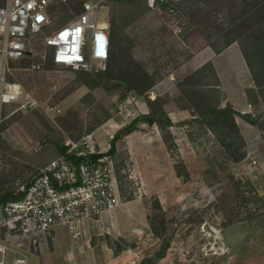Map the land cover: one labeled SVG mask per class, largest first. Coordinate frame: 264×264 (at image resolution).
Listing matches in <instances>:
<instances>
[{"label":"rangeland","instance_id":"rangeland-1","mask_svg":"<svg viewBox=\"0 0 264 264\" xmlns=\"http://www.w3.org/2000/svg\"><path fill=\"white\" fill-rule=\"evenodd\" d=\"M75 5L59 4L53 27L31 40L27 56L0 65V77L37 101L27 109L17 102L0 105V186L13 189L30 180L63 146L89 133L107 150L108 133L140 114L165 112L175 119L173 156L156 141L157 125L144 122L137 131L148 132V146L131 149L123 138L111 156L117 208H148L150 214L156 199L167 208V232L156 245L147 227L146 262L159 259L156 253L169 240L168 252L180 264H228L220 241L238 226L255 240L242 244V264H264V0H178L173 11L151 9L146 0H108L101 22L114 43L98 70L54 65L45 45L46 35L75 17ZM232 43L249 55L253 72L237 47L214 59L220 77L215 67L195 68L207 55L193 57L203 47ZM225 91L246 100L245 112L261 115L259 127L236 117L244 141L229 149L218 141L221 135L189 122L206 102L231 104ZM51 105L61 111L50 112ZM180 162L188 178L172 173Z\"/></svg>","mask_w":264,"mask_h":264},{"label":"built area","instance_id":"built-area-1","mask_svg":"<svg viewBox=\"0 0 264 264\" xmlns=\"http://www.w3.org/2000/svg\"><path fill=\"white\" fill-rule=\"evenodd\" d=\"M70 0H4L0 3V65L29 53L32 39L54 25L53 12ZM75 17L45 36L46 47L56 65L76 70L105 68L110 57L111 37L101 22L108 0H75ZM178 0H146L151 9L173 11ZM40 68L41 64H33ZM18 103L19 109L35 107L19 83L0 77V105ZM49 111L59 113L56 105ZM116 132L108 133L110 140ZM47 164L38 167L30 180L13 188L22 194L0 206V264H29V255L40 239L55 227L64 226L74 239L84 233L87 222L101 221L120 204L111 155L97 148L94 133L83 136ZM81 160H78V159ZM257 163V160H253Z\"/></svg>","mask_w":264,"mask_h":264},{"label":"crops","instance_id":"crops-1","mask_svg":"<svg viewBox=\"0 0 264 264\" xmlns=\"http://www.w3.org/2000/svg\"><path fill=\"white\" fill-rule=\"evenodd\" d=\"M235 47L239 49L248 68L242 49L237 43L230 44L219 53L210 46L203 47L193 57L201 52H207V55L201 63L195 65V68L211 61L220 77L214 59ZM226 101L240 112H245L247 109L246 100L236 101L227 92ZM170 118L175 121L171 114ZM157 131L156 141H159L160 147L166 148L158 127ZM172 131L175 133L174 126ZM139 132L136 130L124 138L131 149L139 145L148 146L150 142L147 131L142 134ZM171 171L175 173L174 166H171ZM163 209L167 211V208ZM148 215V208H115L104 215L101 221L87 222L83 226L84 233L77 240L71 236L66 227H55L40 239L37 247L31 249L29 264H143L147 259L148 239H150L146 233L147 227H150ZM150 231L156 238L153 242L156 245L160 237ZM248 241L255 242L253 238L244 237L242 229L238 226L230 235L222 237L220 243L228 249L226 254L230 259L228 264L243 263L247 254L242 250V244L249 243ZM170 249L171 247H168L165 255L155 260L153 264H180L176 255L168 252Z\"/></svg>","mask_w":264,"mask_h":264},{"label":"trees","instance_id":"trees-1","mask_svg":"<svg viewBox=\"0 0 264 264\" xmlns=\"http://www.w3.org/2000/svg\"><path fill=\"white\" fill-rule=\"evenodd\" d=\"M72 1L73 0H70L69 2L71 3ZM110 37H111V51H110V57H111L112 47L114 43L113 40L114 38L111 33H110ZM222 50L223 49H215L217 53H219ZM243 55L246 59L248 66L253 72L252 62L249 55L246 52H243ZM50 58L52 63L56 65L51 56V49H50ZM205 66L206 67L211 66L214 68V65L211 61L205 63L202 67ZM192 114L194 115V118H192V120H190L189 122H198L207 130H210L218 135H221L218 141L223 147L228 149L231 148L236 143V140L244 141V138L240 131V127L236 120L237 116L242 118L247 123L258 127L260 126L259 118L261 117V115L257 116L250 112H240L236 110L231 104L219 106V105H213L209 102H206V104L204 105V107L200 112L192 113ZM139 122L148 123L150 125H154V124L157 125L162 135V139L166 145V148L168 149V151L171 153L172 156L174 155V152L177 149V144L175 141V135L172 131V127L175 125V122L165 112L159 113L153 111L147 114H140L138 117L134 118L131 122L121 127L116 132L115 137L111 140L109 150L102 154H95L92 157L97 158L98 156L103 155L105 153L111 156L114 155L117 152V145H116L117 141L125 138L130 133L139 129L138 126ZM66 149L67 146H63L61 148V153H65ZM78 160L81 159L79 158ZM174 169L178 176H185L186 178L189 177L186 166L183 164V162H180L179 164L178 163L175 164ZM21 196H22L21 193L15 194L14 189L3 188L0 186V206L9 201L16 200ZM148 221L152 232L158 237L161 238L164 237V235L167 232L168 221L166 217V212L163 209V206L159 199H156L154 204L152 205V212L148 215ZM169 246H170V241L169 240L164 241L161 249L155 255L156 258H160L164 256ZM143 264H148V263L143 262Z\"/></svg>","mask_w":264,"mask_h":264}]
</instances>
